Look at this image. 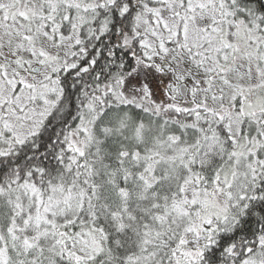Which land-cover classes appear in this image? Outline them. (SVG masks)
Instances as JSON below:
<instances>
[{
    "label": "snow or ice",
    "instance_id": "6c2138e0",
    "mask_svg": "<svg viewBox=\"0 0 264 264\" xmlns=\"http://www.w3.org/2000/svg\"><path fill=\"white\" fill-rule=\"evenodd\" d=\"M0 264H264V0H0Z\"/></svg>",
    "mask_w": 264,
    "mask_h": 264
}]
</instances>
